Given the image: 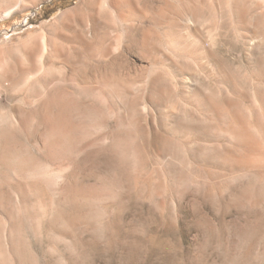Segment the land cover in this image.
<instances>
[{
  "label": "rangeland",
  "instance_id": "1",
  "mask_svg": "<svg viewBox=\"0 0 264 264\" xmlns=\"http://www.w3.org/2000/svg\"><path fill=\"white\" fill-rule=\"evenodd\" d=\"M80 1L0 0V264H264V0Z\"/></svg>",
  "mask_w": 264,
  "mask_h": 264
},
{
  "label": "bare ground",
  "instance_id": "2",
  "mask_svg": "<svg viewBox=\"0 0 264 264\" xmlns=\"http://www.w3.org/2000/svg\"><path fill=\"white\" fill-rule=\"evenodd\" d=\"M105 6H107L108 8H110L111 10H113L112 7H114L112 5V2L110 0H100ZM115 1V0H114ZM120 1V0H119ZM95 2L94 0H81L80 3L78 4V6L83 8H89L91 6V4ZM119 3V2H118ZM82 4V5H81ZM98 4V3H97ZM116 4V3H115ZM117 7V6H116ZM115 8V7H114ZM118 12V11H117ZM8 13V12H7ZM64 14V13H63ZM61 16V15H60ZM59 16V17H60ZM65 17V16H64ZM67 18V17H66ZM64 20V19H63ZM88 21V20H87ZM98 21V20H97ZM64 26L66 28L70 27V25L68 23L64 24ZM58 27V26H57ZM49 28V27H48ZM53 28V27H52ZM54 29V28H53ZM92 29H95V23L92 22ZM47 31V30H46ZM52 39L54 40V42H86L84 40V38L77 34V35H71L68 36L66 35L64 32H62V30H58V29H54L52 30V32L50 33ZM38 35V34H37ZM50 37V38H51ZM93 37H95V34L93 35ZM34 38V37H33ZM40 38H41V42L43 44V51L38 55H36V47L32 46L29 47L23 54H21L20 59L17 57V55L15 53H9L7 55H4L3 57H0V93L2 92V90H4L6 87H8L10 89V91L12 93L17 92L18 90L21 89H26V90H31V89H35V87H37V83L35 78L33 79V77L35 75H37V73L43 71V70H47L50 69L49 66H47V57L44 55L46 53V51H49V43L48 42H52V40H49L46 34H40ZM29 39V38H28ZM29 42V40H27ZM31 41V40H30ZM27 42V43H28ZM30 44V43H29ZM18 45V44H17ZM32 45V44H31ZM55 45V44H54ZM30 46V45H29ZM41 46V45H40ZM8 47V46H7ZM18 47V46H16ZM59 47V46H58ZM73 49V57H78L79 52L75 49L74 46H71ZM2 48V47H0ZM15 48V47H14ZM53 48V47H52ZM67 48V47H66ZM10 49V48H9ZM7 48V51L9 50ZM19 49V48H17ZM56 49V48H55ZM59 49V48H58ZM64 49V48H63ZM15 50V49H12ZM23 50V49H22ZM4 51H6L4 49ZM10 51V50H9ZM8 51V52H9ZM65 51V50H64ZM22 52V51H21ZM60 53V52H59ZM58 53V54H59ZM62 53V52H61ZM68 53V52H67ZM81 54V53H80ZM53 56V53L51 54ZM69 55V54H68ZM51 56V57H52ZM56 56V55H55ZM82 56V55H81ZM37 57V62H35L34 58ZM64 57V56H63ZM53 58V57H52ZM75 59V58H74ZM62 60V59H61ZM65 60V59H64ZM75 62V61H74ZM79 62V61H78ZM49 63V60H48ZM50 64V63H49ZM69 64V63H68ZM67 64V65H68ZM66 65V64H65ZM70 65V64H69ZM64 66V64H63ZM51 67V66H50ZM52 68V67H51ZM68 68V67H66ZM71 70L73 71L74 69L71 67ZM45 74V73H44ZM28 75V76H27ZM42 76H44L42 74ZM48 78V76H47ZM46 78V79H47ZM40 84V83H39ZM29 92V91H28ZM32 92H35L32 90ZM2 98V97H1ZM8 119V118H2L0 116V141L3 140V136L5 135L3 132L4 129L1 124H3V122ZM9 120L11 121H16V118L14 115H10L9 116ZM11 122H9V128L10 125L13 126V124H10ZM20 123V122H19ZM7 124V123H5ZM17 124V123H15ZM6 126V125H5ZM58 128V127H57ZM2 132V134H1ZM9 135V134H8ZM8 139H10L8 137ZM7 140V139H6ZM5 142V141H4ZM7 142V141H6ZM8 143V142H7ZM2 145V142H1ZM7 147V146H6ZM7 148H5V145L0 147V162H4L6 159V157L8 158V154L6 151ZM11 153V150H10ZM11 157V156H9ZM14 157V156H12ZM11 157V159H12ZM22 157V156H21ZM23 158V157H22ZM29 159V158H28ZM18 160V159H17ZM28 161V160H27ZM27 163V162H26ZM3 164V163H1ZM28 164V163H27ZM20 167V166H19ZM19 187V186H18ZM17 188V187H16ZM15 189V188H14ZM19 191V190H18ZM23 192L22 189H20V192ZM21 192V194H22ZM19 193V192H18ZM16 193V194H18ZM20 194V195H21ZM24 194V193H23ZM20 197V196H19ZM21 198V197H20ZM23 198H21L22 200ZM20 200V201H21Z\"/></svg>",
  "mask_w": 264,
  "mask_h": 264
}]
</instances>
